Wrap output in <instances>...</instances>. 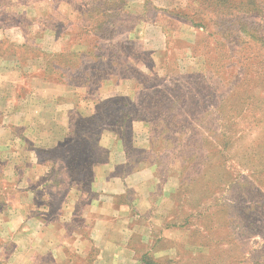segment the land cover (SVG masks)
I'll return each instance as SVG.
<instances>
[{"label": "rangeland", "instance_id": "374dc122", "mask_svg": "<svg viewBox=\"0 0 264 264\" xmlns=\"http://www.w3.org/2000/svg\"><path fill=\"white\" fill-rule=\"evenodd\" d=\"M204 1L0 0V101L15 94L35 121L30 138L13 129L16 181L28 149L51 160L25 179V216L42 221L16 213L0 251L31 250L32 264H264V3L221 19ZM115 178L123 192H105Z\"/></svg>", "mask_w": 264, "mask_h": 264}, {"label": "crops", "instance_id": "0c3cea01", "mask_svg": "<svg viewBox=\"0 0 264 264\" xmlns=\"http://www.w3.org/2000/svg\"><path fill=\"white\" fill-rule=\"evenodd\" d=\"M24 98L25 97L22 99ZM6 100L7 105H5L6 102L0 101V161L2 162V166H0V239L6 240L8 242L10 239H14L16 241L15 237L18 234L15 230L9 231L8 233L5 231V229L9 227L11 223L15 224L17 218L16 213H21L23 211V215L21 217L23 219L22 221L25 223L33 222L35 225H37L42 221L40 220L41 218L38 219L33 214L25 216L26 212L31 211V207H33L36 202L32 195L34 187H30L29 183L26 184L27 181H25V179L30 180L35 175L34 171L36 170H38V175H42L46 169L49 170L51 160L47 158L46 160L36 164V161H33V158L31 159L32 149H28L25 153V157L30 163H28L27 167L20 169L18 173L19 179L16 181V169H12V167L16 166L17 168L16 152L21 150V148L16 145L18 142L17 139H20V137H16L13 129L15 130L16 128H22L25 137L27 136L30 138V128L35 121L33 120L34 116L31 110H24L22 108L17 109V99L15 94L11 98L8 97ZM39 143L41 142L39 141ZM42 144V146H37H40L47 151L53 147V145H48L47 141L44 143L42 142ZM23 149H25L24 146ZM112 184L115 186V188H111ZM101 188L105 192H123L125 184L121 179L115 178L114 180H107V182L102 183ZM17 206H22V208ZM101 223L102 226L105 224L104 221H101ZM42 232L43 234L44 232L47 233V230L45 229L39 231V234H42ZM23 235L24 240L26 239V235L27 238H30L31 236L33 237L32 233L28 230L26 231V234L23 233ZM105 247L106 248L101 247L97 257L98 260L104 258V255L107 254L109 246L106 245ZM17 249L18 247L15 248V251L13 250L9 253L0 251V254H5L4 260L7 261L6 264H19L22 261L24 262L23 264H32V260L27 257V254H32L30 253L31 250L29 249L30 251L24 253V259L20 261L15 258V255H17ZM98 260H95V263ZM101 264H103V262H101Z\"/></svg>", "mask_w": 264, "mask_h": 264}, {"label": "trees", "instance_id": "16d2710c", "mask_svg": "<svg viewBox=\"0 0 264 264\" xmlns=\"http://www.w3.org/2000/svg\"><path fill=\"white\" fill-rule=\"evenodd\" d=\"M204 2L208 4L207 8H209L208 10L211 13L222 19V17L233 16L234 13L232 11L240 7L245 8L246 10L253 7L260 12L263 8L261 2L264 3V0H205ZM123 7L124 5L117 6L112 9V11L120 12ZM89 10L95 13V17H99L105 15L107 8L99 12L97 8L90 6ZM257 14L262 16L264 15V12ZM247 15L250 16L252 14L250 13ZM260 45L264 50V40H262Z\"/></svg>", "mask_w": 264, "mask_h": 264}]
</instances>
